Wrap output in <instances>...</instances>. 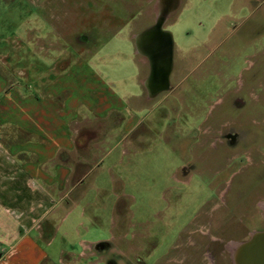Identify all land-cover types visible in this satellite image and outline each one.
I'll return each mask as SVG.
<instances>
[{
    "label": "rangeland",
    "instance_id": "obj_1",
    "mask_svg": "<svg viewBox=\"0 0 264 264\" xmlns=\"http://www.w3.org/2000/svg\"><path fill=\"white\" fill-rule=\"evenodd\" d=\"M162 12L174 90L147 105L141 90L133 133L61 204L41 244L53 264H232L230 244L264 230V0H6L0 50L19 81L27 63L53 81L92 60L116 93L137 94L133 60L146 63L129 39Z\"/></svg>",
    "mask_w": 264,
    "mask_h": 264
},
{
    "label": "crops",
    "instance_id": "obj_2",
    "mask_svg": "<svg viewBox=\"0 0 264 264\" xmlns=\"http://www.w3.org/2000/svg\"><path fill=\"white\" fill-rule=\"evenodd\" d=\"M142 31L128 37L133 54L146 63L144 73L142 62L133 60L137 94L116 93L94 72L92 60L55 71L53 81L51 75L49 80L35 75L37 67L27 63L28 74L16 70L24 78L19 81L0 50V264H53L41 244L53 243L64 218H59L61 204L66 201L63 205L70 206L74 191L84 194L80 185L91 166L109 160L125 133H133L134 100L141 90L146 105L157 97L145 86L149 62L135 48L134 37ZM30 76L37 85L31 87ZM68 85L75 87L74 94L66 90L57 94L59 87ZM126 103L132 106L128 129L122 117Z\"/></svg>",
    "mask_w": 264,
    "mask_h": 264
},
{
    "label": "water",
    "instance_id": "obj_3",
    "mask_svg": "<svg viewBox=\"0 0 264 264\" xmlns=\"http://www.w3.org/2000/svg\"><path fill=\"white\" fill-rule=\"evenodd\" d=\"M136 52L149 62V76L145 86L149 94L169 89L168 78L172 65L171 35L161 29L160 22L134 37ZM230 252L237 255L235 264H264V232L253 233L248 241L232 244Z\"/></svg>",
    "mask_w": 264,
    "mask_h": 264
},
{
    "label": "flooded vegetation",
    "instance_id": "obj_4",
    "mask_svg": "<svg viewBox=\"0 0 264 264\" xmlns=\"http://www.w3.org/2000/svg\"><path fill=\"white\" fill-rule=\"evenodd\" d=\"M165 1L168 2V6H169L170 8H172L173 6H175V4H177V0H165ZM170 10H171V9H170ZM164 12L166 13V12H168V11H167V10H164ZM164 12H162V13H161V16H159V18L156 20V22H157V21L160 22L161 25H163V24L161 23V18L163 17ZM163 18H164V17H163ZM156 22L154 21L153 24L156 23ZM172 68H173V65H172V67H171V72H172ZM170 75H171V73H170ZM173 90H174V87H173L172 84H171L170 76H169V89H168L167 91H165V92L160 93V94H169V93H171ZM160 94H158L157 97H158ZM157 97H155L154 99H156ZM154 99H152L151 102H152ZM226 138H228L229 142L233 144L234 141H235L236 136H235V135H229V134H226ZM261 232H264V230H261L260 232H255V233H261ZM252 234H253V232L249 234V236H248V238H247L246 241H248V240L251 238V235H252ZM243 242H245V241H242V242H240V243H243ZM234 244H238V243H234ZM230 246L232 247V244H230ZM229 252H230V250H229ZM229 255H230L229 257H230L231 263H232V264H235V261L237 260V255L235 254V256L233 257V253H232V252H230ZM210 262H212V261H210Z\"/></svg>",
    "mask_w": 264,
    "mask_h": 264
}]
</instances>
